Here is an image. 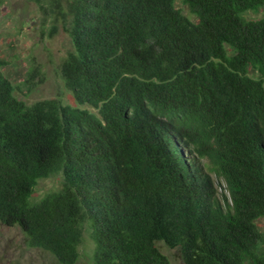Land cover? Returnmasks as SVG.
Instances as JSON below:
<instances>
[{"label": "trees", "instance_id": "1", "mask_svg": "<svg viewBox=\"0 0 264 264\" xmlns=\"http://www.w3.org/2000/svg\"><path fill=\"white\" fill-rule=\"evenodd\" d=\"M32 1L77 107L17 99L0 58V223L58 264L83 233L92 264H264V0Z\"/></svg>", "mask_w": 264, "mask_h": 264}, {"label": "rangeland", "instance_id": "2", "mask_svg": "<svg viewBox=\"0 0 264 264\" xmlns=\"http://www.w3.org/2000/svg\"><path fill=\"white\" fill-rule=\"evenodd\" d=\"M176 6L193 19L188 8L182 6L180 1ZM53 27L56 30L50 35ZM71 50L70 39L60 18L42 13L32 0H0V58L6 63L2 71L15 86L14 95L17 99L32 104L61 98L64 104L77 107L72 96L65 91L58 70ZM31 70L34 73L29 78ZM87 109L95 112L92 108ZM59 187L60 176L43 179L39 181L32 197L39 200ZM216 190L221 198L224 186L216 185ZM257 226L264 235V219L258 220ZM159 248L170 264H184L178 249H168L161 244ZM93 249L88 234L83 233L80 257L76 264H92ZM0 264L58 263L48 253L29 248L18 227H7L0 223Z\"/></svg>", "mask_w": 264, "mask_h": 264}]
</instances>
